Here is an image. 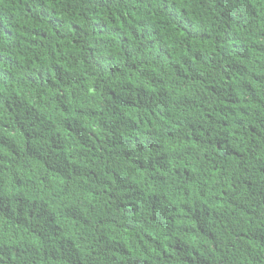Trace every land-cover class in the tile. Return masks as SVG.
<instances>
[{
	"label": "trees",
	"instance_id": "1",
	"mask_svg": "<svg viewBox=\"0 0 264 264\" xmlns=\"http://www.w3.org/2000/svg\"><path fill=\"white\" fill-rule=\"evenodd\" d=\"M0 264H264V0H0Z\"/></svg>",
	"mask_w": 264,
	"mask_h": 264
}]
</instances>
